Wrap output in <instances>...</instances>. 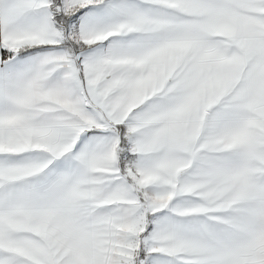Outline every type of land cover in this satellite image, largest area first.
Listing matches in <instances>:
<instances>
[{"label":"snow or ice","instance_id":"obj_1","mask_svg":"<svg viewBox=\"0 0 264 264\" xmlns=\"http://www.w3.org/2000/svg\"><path fill=\"white\" fill-rule=\"evenodd\" d=\"M0 264H264V0H0Z\"/></svg>","mask_w":264,"mask_h":264}]
</instances>
